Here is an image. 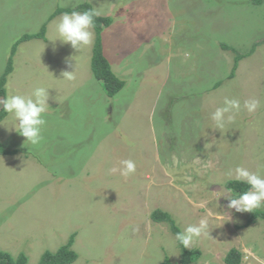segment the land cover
<instances>
[{
  "label": "rangeland",
  "instance_id": "1",
  "mask_svg": "<svg viewBox=\"0 0 264 264\" xmlns=\"http://www.w3.org/2000/svg\"><path fill=\"white\" fill-rule=\"evenodd\" d=\"M87 3L110 17L101 49L123 88L108 98L91 71L92 49L57 39L58 8ZM13 45L24 35L39 33ZM264 39V0H0V76L11 58L5 96L48 89L47 123L32 145L0 121V252L39 264L73 235L72 264L177 263L179 231L206 218L208 236L194 240L193 264H264V221L227 207L230 170L264 174V44L229 75L234 52ZM71 65V67L69 66ZM74 71V78L62 73ZM219 84L218 86H215ZM237 99L235 122L217 129L211 114ZM4 98L0 97V102ZM257 98L253 113L244 107ZM131 159L134 173L121 174ZM255 210V209H254ZM256 210H264V206ZM138 229V230H134Z\"/></svg>",
  "mask_w": 264,
  "mask_h": 264
},
{
  "label": "clouds",
  "instance_id": "2",
  "mask_svg": "<svg viewBox=\"0 0 264 264\" xmlns=\"http://www.w3.org/2000/svg\"><path fill=\"white\" fill-rule=\"evenodd\" d=\"M99 15L98 9L64 13L56 25V41L70 44L76 50L84 46H91L94 43V18ZM69 66L71 67V65ZM62 75L64 78L72 79L74 71H65ZM48 100V89L37 87L30 94L11 95L2 101L4 112L11 114L14 120L13 129L32 145L40 143L42 139V128L47 123L43 114L49 108ZM260 106L261 102L257 98L246 100L243 105L249 113L255 112ZM240 110L239 100L226 97L223 106L217 107L211 114V119L215 122L217 129H224L226 125L235 122ZM121 165L120 171L124 176L132 174L136 170V164L131 159L121 161ZM228 176L237 182L248 185V190L230 196L227 205L229 209H235L236 212H252L254 209L264 206V174L259 170L253 172L246 167L237 166L229 171ZM227 191L231 193L232 189L228 188ZM209 233V220L202 218L198 224H189L182 231L176 233L175 240L188 249L194 240L208 236Z\"/></svg>",
  "mask_w": 264,
  "mask_h": 264
},
{
  "label": "trees",
  "instance_id": "3",
  "mask_svg": "<svg viewBox=\"0 0 264 264\" xmlns=\"http://www.w3.org/2000/svg\"><path fill=\"white\" fill-rule=\"evenodd\" d=\"M254 2H259V0H252ZM91 5L87 3L79 4L72 8H58L56 9L48 18L47 21L54 18L56 15L64 14V13H71L72 11L77 12H85L91 10ZM112 20L110 17H100L97 16L94 18V32H95V43L92 49V58H91V71L94 78L102 84L103 91L108 98L114 97L124 86V82L119 80L111 71L110 66L103 56L102 49H101V41H100V34L103 29L107 28L111 24ZM44 29L45 27L42 26L39 33L33 35H24L22 36L12 47L11 55L14 54L16 46L23 41L30 40V39H42L44 40ZM264 44V39L260 41H256L252 44L250 49L247 52H238L234 50L232 47L221 44V48L224 51H232L234 52L233 57V66L231 73L229 75L230 78H233V74L235 69L238 66V63L245 59L246 57L251 56L256 47ZM12 72V65H11V58L7 61V65L4 69V72L0 76V97L4 98V86L7 80V75ZM216 84L215 86H218ZM6 116V113L3 110V103L0 102V121ZM14 151H7L5 150L2 145L0 144V155H12ZM226 189L231 188L232 194L235 196L237 193L243 192L248 190V185L246 183L237 182L235 180L227 181L225 184ZM250 215L246 221L245 226H249L250 224L254 223L256 220H263L264 221V210H253L249 212ZM151 220L157 223H166L173 235L180 232L176 227L173 220L170 216L162 211L155 210L151 214ZM73 235H71L68 241L59 247L55 252H45L39 264H72L76 259L77 255L72 250ZM177 246L180 249V258L177 263H172L170 260L165 257L163 259L162 264H193L198 256L199 252L197 250H187L177 241ZM241 257L242 254L235 250L231 249L225 256L224 263L225 264H241ZM27 259L23 254H19L16 257H12L9 253L0 252V264H26Z\"/></svg>",
  "mask_w": 264,
  "mask_h": 264
}]
</instances>
